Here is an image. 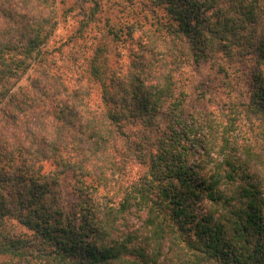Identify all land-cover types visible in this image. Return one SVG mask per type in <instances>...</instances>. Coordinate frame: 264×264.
<instances>
[{"label":"trees","instance_id":"obj_1","mask_svg":"<svg viewBox=\"0 0 264 264\" xmlns=\"http://www.w3.org/2000/svg\"><path fill=\"white\" fill-rule=\"evenodd\" d=\"M86 3L83 27L99 0H0V264H264V0H118L143 14L124 73L97 47L69 87L45 47ZM186 61L244 99L189 112Z\"/></svg>","mask_w":264,"mask_h":264},{"label":"rangeland","instance_id":"obj_2","mask_svg":"<svg viewBox=\"0 0 264 264\" xmlns=\"http://www.w3.org/2000/svg\"><path fill=\"white\" fill-rule=\"evenodd\" d=\"M56 2L59 9L65 11L75 4L76 0H56ZM99 3L97 14L86 27H83L80 21L83 19L82 14L88 12L91 4L86 3L83 11H79V6H73V10L61 19L53 37L45 47L49 51L47 55L49 66L53 72L61 75L62 80L69 87H79V83L87 84L89 60L94 55L97 47L105 49L101 55V60H103L108 70L113 69L122 74L130 62L129 47L131 45L125 33L128 26H131L132 23L135 24L134 21L143 22V14L134 16L129 9L125 10L122 4L118 3V0H99ZM141 8L142 6L138 5L137 12ZM158 13L161 14V11H158ZM145 26L148 27L149 23L147 22ZM111 29L121 31L120 33L118 31L121 35L120 40H114L109 32ZM141 35L142 32L135 28L133 36L138 38ZM234 75L231 71L230 76L233 79L231 80L233 84L231 90L221 85V82L227 81V79H223L222 75L218 74L209 65L201 64L195 67L192 62L186 61L174 74L175 92L176 94H182L186 103L192 105L189 112L200 109L199 107L202 104H206L209 106L210 111L219 113L221 105L220 108L216 107V102L228 104L236 96L241 100L244 99L241 96L243 85L242 83H239L238 86L235 85L238 79ZM211 82L215 85L212 88H207L208 85H211ZM218 85H220V89H218ZM89 100L91 104H97L98 97L95 91ZM222 108H224V113H228L225 107ZM240 125H243L242 129H245L248 123H240ZM234 133L236 137H239V132ZM201 153L199 148L191 146L190 161L192 164L195 165L199 162ZM44 169L45 171L51 169L49 162L44 164ZM71 185L70 179L64 178L61 190L67 193V191H70ZM64 201L65 205L70 206L72 204V201L69 198L67 199L65 194Z\"/></svg>","mask_w":264,"mask_h":264}]
</instances>
